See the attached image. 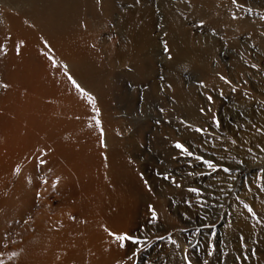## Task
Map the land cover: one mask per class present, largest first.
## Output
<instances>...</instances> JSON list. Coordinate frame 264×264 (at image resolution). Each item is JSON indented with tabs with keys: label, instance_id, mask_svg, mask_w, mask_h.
I'll return each instance as SVG.
<instances>
[{
	"label": "rangeland",
	"instance_id": "rangeland-1",
	"mask_svg": "<svg viewBox=\"0 0 264 264\" xmlns=\"http://www.w3.org/2000/svg\"><path fill=\"white\" fill-rule=\"evenodd\" d=\"M262 17L264 0H0V262L264 264ZM50 182L58 244L35 223Z\"/></svg>",
	"mask_w": 264,
	"mask_h": 264
},
{
	"label": "bare ground",
	"instance_id": "bare-ground-1",
	"mask_svg": "<svg viewBox=\"0 0 264 264\" xmlns=\"http://www.w3.org/2000/svg\"><path fill=\"white\" fill-rule=\"evenodd\" d=\"M9 1V0H8ZM37 3V2H36ZM161 8H163V10L165 11V13H164V17H166V19H167V22H168V24H167V30H168V32H169V37L171 36L172 38H170L169 39V46H170V49H171V51H173V50H175V49H177V51H178V53H182V52H185L184 51V49H185V47H188V43H186V42H179L178 43V41H177V39H178V37L180 36H183L182 35V33H181V28H180V25H179V23L176 21V15H177V12H176V9H173L172 7H168V6H166V5H162V7ZM41 10V9H40ZM185 12V11H184ZM165 14H166V16H165ZM63 15V14H62ZM41 20V19H40ZM67 22V21H66ZM36 28V27H35ZM21 29V28H20ZM139 33H141L140 31H139ZM50 35H51V33H50ZM146 35V34H145ZM45 37V36H44ZM59 37V36H58ZM63 37V36H62ZM66 37V36H65ZM143 37H145V36H143ZM68 38V37H67ZM173 38H175V41H174V39ZM59 39V38H58ZM69 39V38H68ZM179 40H180V38H179ZM142 41H145L146 43H147V40H143L142 39ZM150 41V40H149ZM145 42H142L141 43V41H139V45H140V47H144V46H146L145 44ZM151 42V41H150ZM65 43V42H64ZM70 43V42H69ZM56 44V43H55ZM151 44V43H150ZM13 45V44H12ZM180 45L181 46H183L182 48H183V50L180 48ZM148 46V45H147ZM175 47V48H174ZM77 49V48H76ZM173 49V50H172ZM187 49H189V48H187ZM211 49H213V48H211ZM211 49H209V53H211L210 52V50ZM176 51V50H175ZM177 51H176V54H177ZM211 51H213V50H211ZM64 52V51H63ZM19 55V54H18ZM79 55V54H78ZM124 55V54H123ZM178 55V54H177ZM177 55H176V57H177ZM20 56V55H19ZM119 58V57H118ZM24 60V59H23ZM89 63V62H88ZM15 67V66H14ZM21 67V66H20ZM22 68V67H21ZM79 68V67H78ZM76 70V69H75ZM34 78V77H33ZM85 78V77H84ZM32 81V80H31ZM58 89V88H57ZM179 90H180V88H178ZM32 90V89H31ZM178 90V91H179ZM35 92V91H34ZM181 92V91H180ZM51 93V92H50ZM154 93V92H153ZM47 94V93H46ZM33 95V94H32ZM181 95V94H180ZM50 96V95H49ZM176 96H178L177 94H176ZM185 98V97H184ZM184 98H182V97H178V99L181 101V106L182 107H184V109L187 111V112H192V104L190 103H188ZM195 98V97H194ZM193 97L191 98L192 100L194 99ZM49 99V98H48ZM194 100H196V99H194ZM193 100V101H194ZM192 102V101H191ZM192 105V106H191ZM196 105V104H195ZM179 106H180V102H179ZM180 106V107H181ZM182 107H181V109H182ZM182 111H183V109H182ZM185 111V112H186ZM184 112V113H185ZM190 115H192V114H190ZM194 115V114H193ZM7 146H5V148H6ZM56 147V146H55ZM0 148H2V147H0ZM3 149V148H2ZM2 156H3V154H2ZM3 161V160H2ZM1 160H0V163L2 162ZM50 176V175H49ZM69 178L68 176H62V174H61V176H60V179L58 180L59 182L58 183H56L55 184V186L56 187H58V189H59V191H60V189L62 188V180L64 179V178ZM123 180V179H122ZM49 181V180H48ZM48 183V182H47ZM52 186V183L50 182L48 185H47V187H46V191H44L41 195H43V198L40 200V205L43 207V206H47L46 208L45 207H43V209H42V211L38 214L39 216H38V218H37V221L35 222L37 225V227L39 228L38 229V234L39 233H41L43 230H41V228H42V220H44V219H49L48 220V224H50V225H52L51 227H49L51 230L53 229L54 231H53V233H50L51 231L49 230L48 232H49V234H48V236H50V237H52V239H53V237H55V239H56V241L55 242H57V244L59 243V241H61L62 239H59V238H61L63 235H64V231L68 228V222H65V226L63 225V222H62V219L60 218L61 216H59V215H57V214H55V212H53V211H51V212H53L55 215H53V214H50L49 212V210L51 209L52 210V207L50 206V202L48 201V199H47V190H48V188L49 187H51ZM43 187V186H42ZM35 189V188H34ZM44 189V188H43ZM42 190V189H41ZM38 191V190H37ZM49 191V190H48ZM50 192V191H49ZM72 194V193H71ZM70 194V195H71ZM75 195V194H74ZM73 196V195H72ZM70 197V199H73L74 197ZM67 199V198H66ZM66 199L64 198V201H63V199H62V201H61V203L59 204L60 206L59 207H62L64 204H66ZM85 199V198H84ZM61 200V199H60ZM118 206V205H117ZM57 207V206H56ZM70 207H72V206H70ZM85 207V206H84ZM65 208V207H64ZM116 208H119V207H116ZM54 210V209H53ZM56 210V209H55ZM63 211H64V209H63ZM120 211V210H119ZM57 212V211H56ZM95 212V211H94ZM60 213V212H59ZM63 214V213H62ZM91 215V214H90ZM97 215V214H96ZM100 216V215H99ZM103 216V215H102ZM119 219H122L121 217L119 218ZM35 220V219H34ZM61 221V224H59V222ZM69 221V220H68ZM44 224V223H43ZM88 224V223H87ZM47 227H48V225H47ZM78 227V226H77ZM82 227V226H81ZM82 229V228H81ZM111 229H113L112 227H111ZM82 231H83V229H82ZM81 232V231H80ZM123 232H125V230L123 231ZM66 233V232H65ZM31 234V233H30ZM62 236H61V235ZM24 235V234H23ZM41 235V234H40ZM56 236H57V238H58V236H59V238L57 239L56 238ZM82 237V236H81ZM74 238V237H73ZM76 238V237H75ZM34 240V239H33ZM64 240V239H63ZM75 240V239H74ZM84 240H87L86 238L84 239ZM42 241V240H41ZM44 241V240H43ZM34 242H35V240H34ZM61 243V242H60ZM70 243V242H69ZM49 244V243H48ZM47 244V245H48ZM50 245V244H49ZM62 245H63V243H62ZM65 245V244H64ZM85 245V244H84ZM75 247V246H74ZM68 250V249H67ZM76 250V249H75ZM97 255H99L98 253H97ZM29 257H30V255L28 256V259H29ZM33 257H35V256H33ZM100 257H101V255H100ZM99 257V258H100ZM23 258V257H22ZM25 258H27V256H25ZM25 258H23L24 260H25ZM50 258H52V257H50ZM91 258V257H90ZM39 259V258H38ZM53 259V258H52ZM58 259V258H57ZM77 260H79V259H77ZM73 261V260H72ZM50 262V261H49ZM68 262V261H67ZM70 263V262H69ZM51 264V263H50Z\"/></svg>",
	"mask_w": 264,
	"mask_h": 264
},
{
	"label": "snow or ice",
	"instance_id": "snow-or-ice-1",
	"mask_svg": "<svg viewBox=\"0 0 264 264\" xmlns=\"http://www.w3.org/2000/svg\"><path fill=\"white\" fill-rule=\"evenodd\" d=\"M232 2H233V4H236L237 3V0H232ZM233 18L235 19L236 17L234 16ZM262 19H264V17H262ZM201 24H203V21H201ZM164 51L165 52H168L169 51L166 43H165V46H164ZM17 52H19V46H17ZM53 65L55 66V61H53ZM251 67L252 68H258V65L252 64ZM65 68H66V66H65ZM69 79L71 80L72 78L69 76ZM220 79L223 80L224 83H226V84H231V81L228 80L224 76H220ZM72 83L88 99L89 103L92 104L93 110L97 114H99V109L95 106V98L92 97L89 93L85 92L84 89L81 88L78 84H76V81L75 80H72ZM200 83H201V86H204L202 81ZM5 87H7V85H5ZM232 90L233 91H236V88L233 87ZM245 95H247V93H245ZM207 100L211 102L213 100V97L211 95H209L207 97ZM161 111H163V109H161ZM200 111H201V113H203L205 111V109L204 108H201ZM209 111H210V109H209ZM213 120L215 121L216 127L219 128L220 127V121H219V119L215 115H213ZM96 123H97V126L100 125V121L99 120H97ZM196 131H198V132L199 131H203V129L197 128ZM103 143H104V141L101 140V144H103ZM232 143L235 144V141L233 140ZM175 147L177 149H180V151L185 156H193V153L191 151H189V149L187 147H185V145L182 144V143H180L179 141L176 142ZM260 150H261V152H264V148H261ZM249 152H251V149H249ZM195 159L197 161H202L204 164H206L213 171H216L217 168L220 167L218 164L214 163L212 160H210V159H207V160L204 159L203 156H195ZM41 163H44V161H41ZM222 170L224 172H226V173L227 172H230V169L229 168H226V167L223 168ZM17 171H19L18 168H17ZM164 179H169V177L168 176H164ZM145 183H147V182H145ZM173 183H175V180L174 179H173ZM177 186H179V185H177ZM149 190H151V189H149ZM190 191L199 194V189H197V188H191ZM149 207L151 209V206H149ZM244 207L247 208L250 213H252L253 215H255V213L253 212L252 208L249 205L245 204ZM151 216H152V220L153 221H155L157 219V213L155 212L154 209H151ZM106 231H107V229H106ZM109 235L110 236H113L115 238V240L119 243V246L121 248L125 247V242H127V241H130L134 245H140V244L143 243L138 237L132 236V235H130L128 233L117 234V233L109 232ZM173 243H175V241H173ZM12 255L15 256L16 253H13ZM133 255H135V252L133 253ZM0 264H2V262H0Z\"/></svg>",
	"mask_w": 264,
	"mask_h": 264
}]
</instances>
